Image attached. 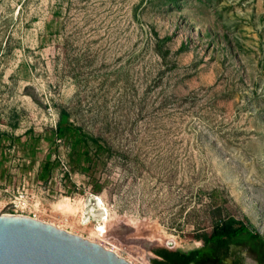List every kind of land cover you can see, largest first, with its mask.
<instances>
[{
    "label": "rangeland",
    "instance_id": "1",
    "mask_svg": "<svg viewBox=\"0 0 264 264\" xmlns=\"http://www.w3.org/2000/svg\"><path fill=\"white\" fill-rule=\"evenodd\" d=\"M2 213L134 264H264L201 239L220 214L264 238V0H0Z\"/></svg>",
    "mask_w": 264,
    "mask_h": 264
},
{
    "label": "water",
    "instance_id": "2",
    "mask_svg": "<svg viewBox=\"0 0 264 264\" xmlns=\"http://www.w3.org/2000/svg\"><path fill=\"white\" fill-rule=\"evenodd\" d=\"M0 264H134L111 248L53 223L0 214Z\"/></svg>",
    "mask_w": 264,
    "mask_h": 264
},
{
    "label": "trees",
    "instance_id": "3",
    "mask_svg": "<svg viewBox=\"0 0 264 264\" xmlns=\"http://www.w3.org/2000/svg\"><path fill=\"white\" fill-rule=\"evenodd\" d=\"M60 129L62 133L69 137L75 148L82 143L80 127L64 122L60 124ZM47 171L48 167L45 166L39 175L40 178L47 179ZM201 239L208 248L214 251L224 250L228 252L231 243L234 241H244L255 251H259L260 245L264 246V238L259 232L248 226L244 219L232 215L224 217L220 214L214 221L211 230L201 234ZM198 252L197 249L188 253L162 250L160 252L162 260H157V264H190L198 255Z\"/></svg>",
    "mask_w": 264,
    "mask_h": 264
},
{
    "label": "bare ground",
    "instance_id": "4",
    "mask_svg": "<svg viewBox=\"0 0 264 264\" xmlns=\"http://www.w3.org/2000/svg\"><path fill=\"white\" fill-rule=\"evenodd\" d=\"M100 233L104 234L107 230H106V225L101 224L100 228L97 230ZM103 237V236H102ZM110 248V247H107ZM114 251H116L115 249H113ZM118 253V251H116ZM119 254V253H118ZM122 256V255H121ZM129 260V259H128ZM131 261V260H130ZM132 262V261H131Z\"/></svg>",
    "mask_w": 264,
    "mask_h": 264
},
{
    "label": "flooded vegetation",
    "instance_id": "5",
    "mask_svg": "<svg viewBox=\"0 0 264 264\" xmlns=\"http://www.w3.org/2000/svg\"><path fill=\"white\" fill-rule=\"evenodd\" d=\"M204 242V241H203ZM235 242V241H234ZM240 242V241H239ZM242 242H244V241H242ZM245 243V242H244ZM256 243H257V241H256ZM232 244V243H231ZM247 244V243H246ZM248 246H250L249 244H247ZM250 248H252L251 246H250ZM261 249V248H260ZM260 249H259V251H255L254 249V251L255 252H257L258 254H259V252H260ZM220 251V250H219ZM223 262H219L218 264H222Z\"/></svg>",
    "mask_w": 264,
    "mask_h": 264
}]
</instances>
